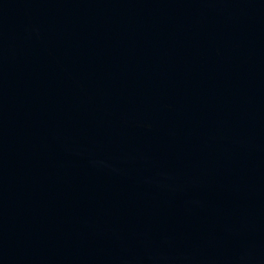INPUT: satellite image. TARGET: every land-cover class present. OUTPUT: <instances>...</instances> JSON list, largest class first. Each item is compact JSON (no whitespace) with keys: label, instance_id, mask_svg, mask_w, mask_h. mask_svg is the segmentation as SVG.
<instances>
[{"label":"water","instance_id":"95a60500","mask_svg":"<svg viewBox=\"0 0 264 264\" xmlns=\"http://www.w3.org/2000/svg\"><path fill=\"white\" fill-rule=\"evenodd\" d=\"M0 264H264V0H0Z\"/></svg>","mask_w":264,"mask_h":264}]
</instances>
